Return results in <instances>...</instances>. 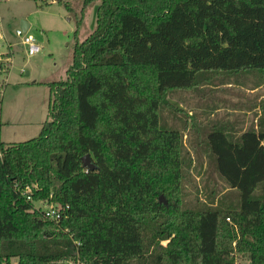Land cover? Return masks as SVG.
<instances>
[{
	"label": "trees",
	"instance_id": "trees-1",
	"mask_svg": "<svg viewBox=\"0 0 264 264\" xmlns=\"http://www.w3.org/2000/svg\"><path fill=\"white\" fill-rule=\"evenodd\" d=\"M56 1L71 13L80 1L77 31L98 3L95 29L76 39L66 80L43 83L38 137L0 138V264H169L182 254L264 264V107L255 130L236 135L231 119L210 127L205 145L234 201L196 211L182 209L183 133L158 116L170 91L264 75V0ZM37 200L59 205L60 218H45Z\"/></svg>",
	"mask_w": 264,
	"mask_h": 264
},
{
	"label": "rangeland",
	"instance_id": "rangeland-1",
	"mask_svg": "<svg viewBox=\"0 0 264 264\" xmlns=\"http://www.w3.org/2000/svg\"><path fill=\"white\" fill-rule=\"evenodd\" d=\"M97 5L92 4L86 9L83 23L77 31L75 14H79L80 1L73 3L71 13L56 0H0L1 30L14 51L9 70L1 78L2 142L22 143L38 137L48 114L49 93L47 88H27L25 85L34 81L66 80L76 39L84 41L95 29ZM22 21L30 25L27 34L41 48L35 56H27L15 36ZM5 50L0 41V53ZM256 83L259 84L257 87L249 89ZM169 103L172 105L169 106ZM161 107L159 127L168 126L183 133V151L190 159V167L185 169L182 181V209L215 208L223 198L225 205L230 204L234 201L233 195L215 170L214 159L205 145V136L210 127L220 126V123L225 124L223 122L230 119V127L236 135L257 129V120L264 107V75L256 72L216 74L197 89L168 92ZM15 112L19 113V120L14 118L17 122L9 124L8 119ZM30 187L29 194L39 190L35 183ZM160 196L165 202L161 203L167 205V198ZM34 205L41 210L46 207L60 208L44 200H37ZM176 219L181 221L179 217ZM161 244L165 246L167 241L163 240ZM12 263L15 264L16 259ZM236 263L247 264V261L237 257ZM169 264H190V261L182 254L178 262L173 260Z\"/></svg>",
	"mask_w": 264,
	"mask_h": 264
},
{
	"label": "built area",
	"instance_id": "built-area-1",
	"mask_svg": "<svg viewBox=\"0 0 264 264\" xmlns=\"http://www.w3.org/2000/svg\"><path fill=\"white\" fill-rule=\"evenodd\" d=\"M27 33L28 32L24 33L22 29H17L15 31V36L19 40L20 45L25 48V54L29 57L35 56L36 54L40 53L41 48L38 44H36L34 39L28 36ZM0 41L2 43V47L4 46L6 49L3 53H0V85L2 86L1 78L4 77V74H7L6 70L7 69L9 70L14 51L12 49L11 42L7 40L5 34L1 30V22H0ZM6 53H9L10 56L4 58V55ZM23 194L26 196V199L28 201L31 200L28 187L25 188ZM42 212H43V216L47 219L57 220L60 218V213H59L60 209H56L55 207H46L42 210Z\"/></svg>",
	"mask_w": 264,
	"mask_h": 264
},
{
	"label": "water",
	"instance_id": "water-1",
	"mask_svg": "<svg viewBox=\"0 0 264 264\" xmlns=\"http://www.w3.org/2000/svg\"><path fill=\"white\" fill-rule=\"evenodd\" d=\"M29 28H30V25H29L28 23L23 22V21L20 23V29H22L24 33L28 32ZM82 162H83V166H84L85 168H87V169H89V170H94L95 166H94V164L91 162V158H90L89 155H85V156H83V157H82ZM159 202H160V203H161V202L165 203V202L163 201V196H160V197H159Z\"/></svg>",
	"mask_w": 264,
	"mask_h": 264
},
{
	"label": "crops",
	"instance_id": "crops-1",
	"mask_svg": "<svg viewBox=\"0 0 264 264\" xmlns=\"http://www.w3.org/2000/svg\"><path fill=\"white\" fill-rule=\"evenodd\" d=\"M54 82V81H53ZM43 83H49V81H34V82H32L30 85L29 84H26L25 85V87H44V88H47L45 85H43ZM47 91H48V88H47ZM46 91V92H47ZM14 118H18V120H19V113H14L13 115H12V117L10 118V119H8V122H9V124H13V122H17V120L16 119H14ZM11 122V123H10ZM0 130H1V128H0ZM22 132H24V130H21ZM0 137H1V132H0Z\"/></svg>",
	"mask_w": 264,
	"mask_h": 264
}]
</instances>
